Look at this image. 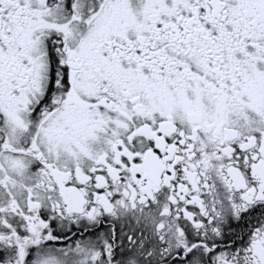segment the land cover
Masks as SVG:
<instances>
[{
    "label": "snow or ice",
    "instance_id": "snow-or-ice-1",
    "mask_svg": "<svg viewBox=\"0 0 264 264\" xmlns=\"http://www.w3.org/2000/svg\"><path fill=\"white\" fill-rule=\"evenodd\" d=\"M0 264H264V0H0Z\"/></svg>",
    "mask_w": 264,
    "mask_h": 264
}]
</instances>
